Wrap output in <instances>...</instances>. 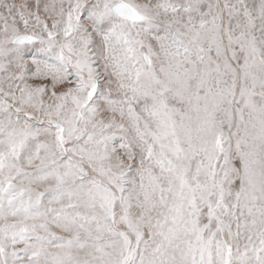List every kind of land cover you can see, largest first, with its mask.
Here are the masks:
<instances>
[{
	"label": "snow or ice",
	"instance_id": "obj_1",
	"mask_svg": "<svg viewBox=\"0 0 264 264\" xmlns=\"http://www.w3.org/2000/svg\"><path fill=\"white\" fill-rule=\"evenodd\" d=\"M0 264H264V0H0Z\"/></svg>",
	"mask_w": 264,
	"mask_h": 264
}]
</instances>
